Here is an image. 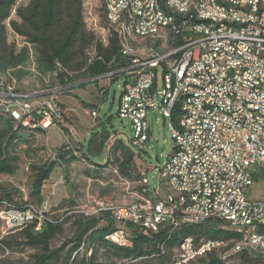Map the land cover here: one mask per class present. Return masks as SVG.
<instances>
[{
  "label": "built area",
  "instance_id": "2783aa9c",
  "mask_svg": "<svg viewBox=\"0 0 264 264\" xmlns=\"http://www.w3.org/2000/svg\"><path fill=\"white\" fill-rule=\"evenodd\" d=\"M100 1L105 18L115 16L114 0L111 4ZM259 1L264 0H251L254 16H246L244 10L231 9L227 0H219L221 17L194 19L191 13L181 14L180 26L169 23L159 27V16L150 12V0H136L135 29L150 27L149 36L155 37L157 44L171 40L167 32L181 38V46L160 54L128 51L126 44L120 43L119 30H114L121 53L130 57V63L104 75H124L117 115L131 129L127 143L132 149L143 147L150 140L151 123L163 120L173 142L169 154L155 167L157 185L150 187L142 170L138 182L120 177L112 181V186L123 185L122 194L130 196V201L117 197L98 199L90 206L86 202L78 207V213L85 216L108 214L113 218L117 227L106 239L131 245L127 224L156 233L163 225L174 229L178 223L197 226L212 222L220 228L239 231L236 254L246 251L264 259V231H260L264 226V201H250L245 196L252 184L249 168H264V14ZM126 3L123 0V23L131 20L126 16ZM165 3L169 5L168 0ZM210 23H218L219 31L210 32ZM175 52H182L180 66L172 64ZM50 75L56 77V71L42 75L46 83ZM67 83L60 90L69 89L71 85ZM15 85L16 79L9 72L0 75V108L9 111L18 124L45 130L61 124L64 107L56 97L46 96L58 88L27 92L19 91ZM37 96L42 97L33 99ZM176 105L187 106V113L180 114L183 134H174L169 128ZM90 114L98 117L96 110ZM114 139L111 136L107 146ZM182 140H189V147H182ZM66 143L81 155L79 144L70 137ZM212 160L220 161L217 171H210ZM164 173H171L175 187L185 186L187 196L174 197L172 192H166ZM212 186H220L218 199H207ZM33 216L32 208L0 211V219L9 229ZM36 216L40 221L42 211H37ZM208 245H186L172 264Z\"/></svg>",
  "mask_w": 264,
  "mask_h": 264
},
{
  "label": "trees",
  "instance_id": "16d2710c",
  "mask_svg": "<svg viewBox=\"0 0 264 264\" xmlns=\"http://www.w3.org/2000/svg\"><path fill=\"white\" fill-rule=\"evenodd\" d=\"M16 1L0 0V75L9 72L16 81L29 75L30 70L24 67L30 51L35 54L34 70L38 76L42 78V75L55 70L56 78L61 84L117 72L130 63V57L122 55L118 37L105 18V42L86 28L83 0H27L25 5L14 8ZM164 2L165 0H160L161 4ZM13 8L17 19L10 18ZM103 16H105L104 12ZM7 28L22 37L25 45L17 50L14 42H8ZM116 78L117 75H112V82ZM171 121L177 127L176 110L171 115ZM95 122V127L103 125L98 117ZM39 130L42 129L33 130L18 124L9 111L0 108L1 176L18 175L20 158L27 151L21 150L20 146L29 143L32 135H36ZM110 137L105 129H101L91 135L87 149L81 151V155H77L68 143H64L55 150L53 159L29 162L32 182L26 191V200L20 194V188L0 183V211H25L31 208L34 210L31 220L14 226L5 234L0 233V264H95L93 255L88 256L87 251L91 252L98 247L105 252H111L116 257L115 264H135L144 260H155L157 264H172L174 257L170 258L168 253L186 236H192L196 242L206 239L227 242L226 247L214 249L204 258L195 261L208 260V264H214L218 261L215 258L217 253L220 251L223 253L239 237L236 232L228 228H220L212 222L197 226L183 225L176 229L163 225L156 233L127 224L126 230L130 234L131 245H121L105 238L117 227L108 214L95 217L79 213V218L74 222L75 230L69 239L73 245L66 251H64L65 243L58 248H51L52 240L61 231L63 222L70 214L63 211L57 214L56 209L53 212L50 209L45 210L42 205V186L49 180L57 162H60L66 171L72 169L75 164L82 163L84 171L81 177H89L97 182H99V174L103 171L112 174L114 179L109 180L111 184L112 181H117L118 177L132 183L141 179V170L135 161L136 155L116 138L110 144L105 162L97 163L91 159V155L98 154L105 148V143ZM86 162L92 164V169L87 167ZM113 170L116 173H113ZM78 197L80 206L84 204L83 196ZM73 201L69 200L66 204H71ZM39 210L42 211L40 221L36 216ZM0 222L4 223L1 219ZM260 231H264V226ZM26 249L32 251L28 254L27 261L11 262L1 257L6 252L23 253ZM84 249L86 252L78 259V253H82ZM233 256H239L242 264H264V259H259L246 251L224 259Z\"/></svg>",
  "mask_w": 264,
  "mask_h": 264
},
{
  "label": "rangeland",
  "instance_id": "374dc122",
  "mask_svg": "<svg viewBox=\"0 0 264 264\" xmlns=\"http://www.w3.org/2000/svg\"><path fill=\"white\" fill-rule=\"evenodd\" d=\"M27 0H17L14 6L25 5ZM14 8L10 13V18L17 19L14 13ZM102 4L100 0H83V18L86 25V28L92 31L97 38L101 41L105 42L106 40V23L105 16H103ZM7 40L8 42H14L16 44V49L18 50L20 47L25 45V42L22 37L14 34L9 28H7ZM35 67V54L30 51L29 59L25 64L27 70H30V74L23 77L20 81H16V88L19 91H33L42 88H58V91L61 89L63 84L59 82V80L55 76H49L48 82L46 83L43 78H40L34 71ZM118 74V73H116ZM113 74V75H116ZM112 76L104 75L95 80L84 78L78 80L76 82L67 83L71 85L69 89H74V94L76 98L69 99L75 100L73 102H81L85 101L84 107L91 110H96L98 113V119L103 123L102 126L91 129L92 134H96L101 129H105L110 136H114L116 139L122 141L125 145L127 144V138L131 137V129L128 124L117 115V108L119 105L120 95L123 88V80L124 75H118L117 80L112 82ZM95 81V82H94ZM83 87H79V85ZM77 86V87H76ZM74 87V88H72ZM107 89V92L104 95V99L95 100L96 105L90 104L92 98H89L90 95L95 96L97 92L100 90ZM63 91V90H61ZM66 100L68 97L62 96ZM151 135L150 140L141 148L135 147L131 149L132 151H136V164L139 166L140 170L145 171L146 177L149 181V186L152 187L157 183L156 176V166L162 163L164 158L169 154L170 149L172 147V138L170 131L167 127L162 126L161 121L158 124L151 123ZM39 133V132H37ZM55 134L54 129H49L47 132L43 134V137H37L36 135H32L30 142L21 145V150H27L26 153L20 158L21 165L18 175L15 177L1 176L0 175V183L11 185L15 188H20V194L26 200V191L32 182V172L29 168L30 163L42 162L44 160L53 159L55 157V149L47 147L44 144L45 139H51ZM92 134H88L85 136V149H87V144L91 138ZM66 143V142H65ZM81 148V146H80ZM82 149V148H81ZM106 150V151H105ZM101 150L98 154L91 155V159L97 163H103L106 161V152L108 154L109 149ZM83 164L78 163L75 164L74 167L70 170H65L64 166L57 162V166L54 168L51 173V178H54L57 182L54 186L55 188H48L50 183H44L45 187L44 195H43V207L45 210L50 209L52 212L54 209L57 214L59 212H69V216L65 219L62 224V229L58 233V235L52 240L51 248H58L65 243L64 251L67 248L71 247L73 243L69 241L73 232L75 230V220L79 218L78 206H79V197L81 196V189L78 187L80 184L79 179H81V175L83 174ZM249 173L252 178V184L246 191L245 196L250 201H264V168L258 166H251L249 168ZM114 179L112 174L103 171L99 174V182L93 180L90 182L89 187V195L86 198L88 200V204H92L93 200L98 199H109V198H118L120 201H130L132 198L128 195L122 194L124 191V187L122 184H115L112 186L109 180ZM102 183V184H101ZM106 184V185H105ZM104 186H106L104 188ZM103 188V189H102ZM49 198V200H48ZM53 198V199H52ZM52 199V201L50 200ZM48 201L47 207L44 201ZM69 200H74L71 204ZM8 230H10L6 223L0 222V233L5 234ZM226 246H221L219 248H224ZM228 249V248H227ZM226 249V250H227ZM225 250V251H226ZM63 251V253H64ZM225 251L221 253H217L215 258L218 260L214 264H242L239 256H233L229 259H224ZM85 249L82 253H78L77 258H81V254L84 255ZM176 248L169 251L170 258L176 256ZM32 253L30 249H26L25 252H6L1 256L4 260H8L11 262L22 260H28V254ZM93 255L95 264H115L116 257L111 252H105L102 248H94L91 252L88 250L87 255ZM222 254V255H221ZM221 256V257H220ZM196 261V260H195ZM193 264H208L207 261H197ZM192 263V262H191ZM190 263V264H191ZM135 264H157L155 260H144L142 262H137Z\"/></svg>",
  "mask_w": 264,
  "mask_h": 264
},
{
  "label": "bare ground",
  "instance_id": "6f19581e",
  "mask_svg": "<svg viewBox=\"0 0 264 264\" xmlns=\"http://www.w3.org/2000/svg\"><path fill=\"white\" fill-rule=\"evenodd\" d=\"M136 0H127L126 3V16H129L131 20L128 23H123V0H114V12L115 16L112 18H105L107 24L114 30H119V40L121 44H126L128 51H137V54H145L146 52H152L153 54H160V51H169L181 46V38L174 36V32H167V39L170 41H164L157 44L155 37H150V27L136 28V22H138V11L135 6ZM103 4H111V0H102ZM167 3H160V0H150V12L153 15L159 16V27H166L169 23L171 26H180L181 14L191 13L194 19H212L222 16V9L219 7V0H205L204 4L202 0H168ZM227 5L231 6V9L244 10V15L254 16V8L251 6V0H227ZM260 12L264 14V1H259ZM105 14V10H104ZM135 29V32H134ZM219 24L210 23V32H218ZM149 42V43H147ZM182 61V52H175L172 56L173 66H180ZM177 112L178 125L175 127L173 122L169 121V128H173L174 134H183V121H180V114L187 113L186 105H176L172 109ZM29 129H42L41 126H30ZM108 141L105 143V148ZM127 147L132 149L130 143L126 144ZM182 147H189V140H182ZM220 168L219 160H212L210 163V171H217ZM163 185L166 192H172V196L181 197L187 196V188L185 186H176L171 179V173L163 174ZM220 195V186H212L207 192V199H218ZM183 225H191V223H178L174 224V229ZM239 235V231L232 230ZM216 242V243H215ZM213 243V244H210ZM227 243V242H226ZM217 240H198L197 242L192 236L184 237L176 246V253L179 254L181 249L186 245H208L204 247L195 255H189L186 259L178 261L175 264H190L191 262L201 259L206 256L207 253L221 246L227 244ZM239 247V237L234 240L231 246L225 251V256L236 254L235 248ZM176 254V256H177Z\"/></svg>",
  "mask_w": 264,
  "mask_h": 264
},
{
  "label": "crops",
  "instance_id": "0c3cea01",
  "mask_svg": "<svg viewBox=\"0 0 264 264\" xmlns=\"http://www.w3.org/2000/svg\"><path fill=\"white\" fill-rule=\"evenodd\" d=\"M116 75L118 77V75H122V74L118 73ZM80 87H83V86H79L77 88H80ZM74 91H75L74 89L72 90L70 88V89L63 90V91L59 90L54 93L48 92L46 94V96L56 97V99L64 107V116H63V119L60 125L49 127L46 130H41V131L39 130L38 131L39 133H36V136L39 138L41 136L43 137V134L47 132L49 129H54L55 134L51 139L44 138V140H42L44 141V144L47 147L54 148L56 150L59 146L63 145L66 142V138L70 137L75 144H79L81 146L82 148L81 151L83 152L85 151V140L84 139L86 135L91 134L90 133L91 129L96 128L95 127L96 118L91 116L90 112L92 110L90 111L89 109L84 107V103H86L85 101H81L78 103V102H73L75 100H69V99H74L73 97L76 98ZM106 92H107V89H103L97 92L95 96L90 95L89 98H92V100L88 103L96 105L95 100L104 99V95ZM62 96L68 97L67 98L68 100H66ZM40 97L42 96H37V97H34L33 99H38ZM106 156H107V152H106ZM85 164H87V167L92 169L93 167L92 164H89L87 162ZM79 181H80V184L78 186L81 189V195L83 196L82 198L85 204L86 202H88L86 198L89 195V187L91 185L90 182L93 180L89 177L84 176L81 179H79ZM56 182L57 181L51 177L49 178V180L46 181V183H50L48 185V188L50 187L55 188L56 186L54 185L57 184ZM154 185H157V183ZM44 187H45V184H43L42 188ZM42 195H44V190H42ZM52 199L50 200L52 201ZM44 202L47 205V207L51 208V206H48L47 200Z\"/></svg>",
  "mask_w": 264,
  "mask_h": 264
},
{
  "label": "water",
  "instance_id": "95a60500",
  "mask_svg": "<svg viewBox=\"0 0 264 264\" xmlns=\"http://www.w3.org/2000/svg\"><path fill=\"white\" fill-rule=\"evenodd\" d=\"M100 77V76H99ZM99 77H97V78H99ZM97 78H93L92 80H94V79H97ZM164 125V120H163V122H162V126Z\"/></svg>",
  "mask_w": 264,
  "mask_h": 264
}]
</instances>
